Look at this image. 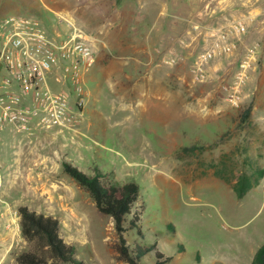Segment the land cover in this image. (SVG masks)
<instances>
[{
	"label": "rangeland",
	"instance_id": "obj_1",
	"mask_svg": "<svg viewBox=\"0 0 264 264\" xmlns=\"http://www.w3.org/2000/svg\"><path fill=\"white\" fill-rule=\"evenodd\" d=\"M7 15L37 19L51 37L77 26L95 61L74 130L0 131V264L34 249L21 233L23 205L57 218L85 264H129L113 218L65 163L103 184L138 183L124 234L130 249L151 248L139 264H251L264 243V0H0ZM238 20L237 49L196 77L211 32Z\"/></svg>",
	"mask_w": 264,
	"mask_h": 264
},
{
	"label": "built area",
	"instance_id": "obj_2",
	"mask_svg": "<svg viewBox=\"0 0 264 264\" xmlns=\"http://www.w3.org/2000/svg\"><path fill=\"white\" fill-rule=\"evenodd\" d=\"M245 27L238 20L227 31L211 32L212 44L200 53L196 77L203 78L204 61L237 49ZM255 49L249 48L241 59L240 75L251 67ZM94 61L92 46L77 26L70 24L68 31L51 37L33 17L4 16L0 20V131L10 128L33 135L54 128L74 130L86 102L85 74ZM49 80L57 88L53 90ZM232 89L229 97L237 104L238 81Z\"/></svg>",
	"mask_w": 264,
	"mask_h": 264
},
{
	"label": "trees",
	"instance_id": "obj_3",
	"mask_svg": "<svg viewBox=\"0 0 264 264\" xmlns=\"http://www.w3.org/2000/svg\"><path fill=\"white\" fill-rule=\"evenodd\" d=\"M245 116L250 112L247 108ZM66 172L91 196L96 207L102 213L113 218L120 244L118 252L120 258L129 264H139L140 258L150 247L137 245L130 249L126 245L125 231L127 227L126 216L132 212L139 197V185L135 181H127L122 184H103L99 175L89 176L77 167L65 163ZM247 187L236 184L234 190L238 196H242ZM20 226L22 235L34 242V249L24 251L17 255L19 264H85L75 257L74 247L67 244L59 232L58 219L52 215L38 213L28 206H19ZM129 226H137V218L132 215L129 218ZM162 255V254H160ZM157 261L156 264H161ZM251 264H264V243L255 252Z\"/></svg>",
	"mask_w": 264,
	"mask_h": 264
}]
</instances>
